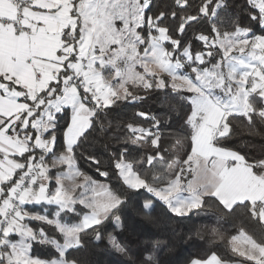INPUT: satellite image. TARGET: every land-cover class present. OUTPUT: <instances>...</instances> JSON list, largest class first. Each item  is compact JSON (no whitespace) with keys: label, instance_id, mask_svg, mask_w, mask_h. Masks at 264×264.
I'll list each match as a JSON object with an SVG mask.
<instances>
[{"label":"snow or ice","instance_id":"1","mask_svg":"<svg viewBox=\"0 0 264 264\" xmlns=\"http://www.w3.org/2000/svg\"><path fill=\"white\" fill-rule=\"evenodd\" d=\"M154 8L153 0H0V264H77L72 250L90 233L129 257L118 234L130 201L145 192L138 213L161 205L183 218L212 200L264 229V159L250 162L226 147L233 120L264 123V0ZM130 86L174 97L190 152L166 156L160 130L172 119L137 113L152 127L129 124L131 143L150 142L153 152L136 161L128 148L118 150L110 159L119 183H101L78 169L76 153L102 113L139 99ZM36 246L56 255L42 258ZM231 246L264 264V233L254 238L243 220ZM137 264L156 261L148 254ZM190 264L222 261L212 254Z\"/></svg>","mask_w":264,"mask_h":264},{"label":"trees","instance_id":"2","mask_svg":"<svg viewBox=\"0 0 264 264\" xmlns=\"http://www.w3.org/2000/svg\"><path fill=\"white\" fill-rule=\"evenodd\" d=\"M196 2V0H194ZM232 3V0H229ZM242 4L244 0H235ZM155 10L167 11L173 5V0H153ZM243 23H247V17H243ZM254 30L259 33L258 26ZM198 34V33H197ZM189 40L192 41L193 52L198 51L202 45L195 40V34L189 32ZM165 78H167L165 76ZM130 90L139 97L135 102L126 101L120 103L111 110L102 113L96 124L95 130L77 150L76 165L78 169L99 182L116 185L119 183L112 172L113 153L123 148H128L136 161L153 152L150 142L137 147L131 141L135 138L128 128L129 124L137 127L151 128V122L145 117L137 115L143 112L149 116H156L167 123L171 118L170 127L161 128V145L165 149V155L172 160L182 159L185 153L190 152V137L181 127L182 121L176 119V113L180 112V106L172 95L164 91L146 92L142 88L130 86ZM259 107V101H256ZM255 123H249L246 118H237L232 122L231 138L226 147L244 155L250 162L264 159V123L255 118ZM179 141V143H178ZM96 157L100 164L96 165L89 157ZM171 162V161H169ZM145 167H151L147 164ZM64 168V167H63ZM108 171L109 178L101 177L99 171ZM149 194L135 196L130 201V206L125 213L126 230L118 234L122 244L127 245L129 257L116 253L108 245L107 240L97 243L90 233L85 237V243L79 250H72V257L77 264H137L138 258L152 254L156 264H189L194 258L206 259L216 254L222 263L226 264H252L245 258L232 252L231 237L238 234L241 220L249 234L260 239L264 229L250 218L237 215L230 216L225 213L215 201H207L200 209L194 210L187 217H175L167 210L157 205L155 211L148 215L137 212V207ZM34 211H42L39 206H27ZM52 209H49L51 213ZM67 222H74L71 217ZM33 227H43L49 233L54 229L46 224L33 221ZM213 230L218 234L214 235ZM147 249V252L145 250ZM34 251L42 258L54 257V250L36 246Z\"/></svg>","mask_w":264,"mask_h":264},{"label":"rangeland","instance_id":"3","mask_svg":"<svg viewBox=\"0 0 264 264\" xmlns=\"http://www.w3.org/2000/svg\"><path fill=\"white\" fill-rule=\"evenodd\" d=\"M63 171L66 172V173L69 171L67 166H64ZM77 179H79V178H77ZM65 182L70 184L71 180H66ZM101 183H103V182H101Z\"/></svg>","mask_w":264,"mask_h":264},{"label":"crops","instance_id":"4","mask_svg":"<svg viewBox=\"0 0 264 264\" xmlns=\"http://www.w3.org/2000/svg\"><path fill=\"white\" fill-rule=\"evenodd\" d=\"M230 244H231V241H230ZM208 258V257H207ZM244 258V257H243ZM190 264V263H189ZM222 264H226V263H222ZM242 264V263H241ZM245 264V263H244Z\"/></svg>","mask_w":264,"mask_h":264}]
</instances>
